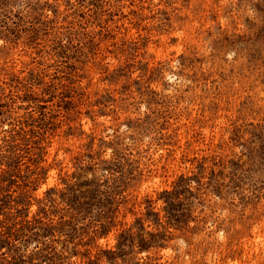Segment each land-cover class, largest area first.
Returning a JSON list of instances; mask_svg holds the SVG:
<instances>
[{
    "label": "rangeland",
    "instance_id": "rangeland-1",
    "mask_svg": "<svg viewBox=\"0 0 264 264\" xmlns=\"http://www.w3.org/2000/svg\"><path fill=\"white\" fill-rule=\"evenodd\" d=\"M0 264H264V0H0Z\"/></svg>",
    "mask_w": 264,
    "mask_h": 264
}]
</instances>
